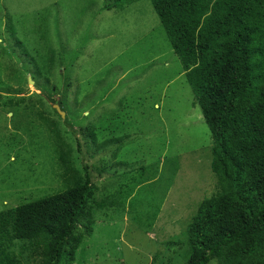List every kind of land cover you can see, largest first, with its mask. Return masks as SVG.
<instances>
[{
	"label": "rangeland",
	"instance_id": "1",
	"mask_svg": "<svg viewBox=\"0 0 264 264\" xmlns=\"http://www.w3.org/2000/svg\"><path fill=\"white\" fill-rule=\"evenodd\" d=\"M106 4L0 0V209L64 190L55 121L97 203L132 188L95 212L73 264H184L187 225L216 186L210 132L150 0Z\"/></svg>",
	"mask_w": 264,
	"mask_h": 264
},
{
	"label": "trees",
	"instance_id": "2",
	"mask_svg": "<svg viewBox=\"0 0 264 264\" xmlns=\"http://www.w3.org/2000/svg\"><path fill=\"white\" fill-rule=\"evenodd\" d=\"M109 1L106 10L140 0ZM150 2L211 136L215 191L187 225L184 264H264V0ZM55 62L49 51L48 74ZM50 123L64 190L0 209V264H73L95 212L123 208L131 195L121 184L97 203L87 166L76 165L73 146Z\"/></svg>",
	"mask_w": 264,
	"mask_h": 264
},
{
	"label": "crops",
	"instance_id": "3",
	"mask_svg": "<svg viewBox=\"0 0 264 264\" xmlns=\"http://www.w3.org/2000/svg\"><path fill=\"white\" fill-rule=\"evenodd\" d=\"M180 68H181V66H180ZM178 73V75L180 74L179 72H177ZM181 73H184L182 70H181ZM124 75V73H122L120 76H118L117 77V79H116V81H120L121 80V77ZM94 87V86H93ZM106 95L104 94V95H101L98 99H96V102H99V101H102V100H105L106 99ZM102 104H104V103H102ZM154 105L155 106H157V104L156 103H154ZM140 110H142V108L140 107Z\"/></svg>",
	"mask_w": 264,
	"mask_h": 264
},
{
	"label": "water",
	"instance_id": "4",
	"mask_svg": "<svg viewBox=\"0 0 264 264\" xmlns=\"http://www.w3.org/2000/svg\"><path fill=\"white\" fill-rule=\"evenodd\" d=\"M29 81H30V80H29ZM31 81H32V80H31ZM31 81H30V83L33 82V81H32V82H31ZM33 83H34V82H33ZM54 106H55V108L58 110L59 114H61L62 116H64V113H63L62 111H60L59 107L56 106V105H54Z\"/></svg>",
	"mask_w": 264,
	"mask_h": 264
}]
</instances>
